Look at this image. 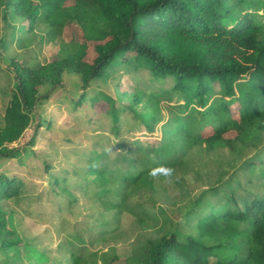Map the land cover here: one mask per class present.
<instances>
[{"label":"trees","instance_id":"1","mask_svg":"<svg viewBox=\"0 0 264 264\" xmlns=\"http://www.w3.org/2000/svg\"><path fill=\"white\" fill-rule=\"evenodd\" d=\"M14 2L16 17L27 22V35H34L43 20L62 22L65 36L82 41L87 40L89 27L96 28L105 41L95 46L92 62L61 58L37 67L15 60L10 63L17 87L0 126V158H17L19 148L10 147L29 129L39 104L57 89H64L66 74L81 76L82 89H88L104 80L109 70L125 69L136 89L157 103L184 93L195 95L201 120L191 113L181 117L175 127L169 126L170 142L154 149L139 143L135 153L126 154L124 164H111L104 156L90 159L91 172L122 190L116 201L99 199L104 214L117 220L125 213L135 217L141 232L130 246L138 264H264V160L249 162L254 177L247 186L239 182L235 193L231 191L215 205L207 203L210 211L197 218L196 236L182 237L171 218L161 219L139 186L141 179L162 167L171 173L155 175L180 184L184 178L176 179V172L187 166L194 147H202L205 154L217 150L234 154L264 133V16L260 15L264 0ZM3 16L7 21L8 14ZM145 75L153 90L141 85ZM124 97L131 99L126 109L149 122L157 119L152 113L137 111L141 99L136 94L126 92ZM85 98L72 103L80 105ZM236 104L239 118L232 112ZM206 128H212L213 134L204 136ZM230 132L236 135L230 137ZM133 170L137 172L134 178L130 175ZM24 187L17 178L1 173L0 204L4 199L26 198ZM147 231L156 236L148 237ZM108 233L113 231L101 232V236ZM85 243L80 235L69 241L73 264L83 262ZM19 246L13 240L9 215L0 206V250L9 260L7 254ZM29 248L38 262L48 261L33 245ZM118 261L115 256L106 264Z\"/></svg>","mask_w":264,"mask_h":264},{"label":"rangeland","instance_id":"2","mask_svg":"<svg viewBox=\"0 0 264 264\" xmlns=\"http://www.w3.org/2000/svg\"><path fill=\"white\" fill-rule=\"evenodd\" d=\"M14 7V0H0V126L11 92L17 87L9 69L12 61L30 67L61 58L92 62L95 46L105 41L96 28L89 27L87 40L82 41L65 36L62 22L43 20L34 35H27V22L16 17ZM260 15L264 16L263 10ZM144 77L145 83L140 82L143 88L153 90ZM64 86L39 104L29 129L10 147L19 148L17 158H0V174L23 182L26 195L20 201H1L9 215L13 240L20 246L7 254L9 260L0 250V264H73L69 241L78 235L86 242L81 264H106L115 256H119L116 264H138L130 243L138 239L139 224L129 213L119 220L104 214L99 199L116 201L122 190L91 172L90 159L104 156L111 164H124L126 154L135 153L139 143L154 149L170 142L169 126L175 127L174 122L179 123L181 117L191 113L195 120H201V108L195 95L186 93L157 103L136 89L125 69L109 70L104 80L95 81L88 89H82L81 76L66 74ZM126 92L141 99L138 112L152 113L157 119L149 122L126 109L131 104V99L124 97ZM82 96L86 97L82 104L72 103ZM238 109V104L232 107L235 118H239ZM203 134L209 136L213 129L206 128ZM235 135L229 133L230 137ZM254 158L264 160V133L234 154L227 150L205 154L202 147H194L187 166L176 172V179L184 178L180 184L150 175L141 179L139 186L161 219L171 218L182 237L196 236L197 218L210 211L207 203L217 204L231 191H238L239 182L247 186L253 179L248 165ZM136 174L135 170L130 172L132 177ZM109 229L113 233L101 236ZM146 235L156 236L154 231ZM96 238L101 241L94 242ZM29 245L48 261L38 262Z\"/></svg>","mask_w":264,"mask_h":264},{"label":"clouds","instance_id":"3","mask_svg":"<svg viewBox=\"0 0 264 264\" xmlns=\"http://www.w3.org/2000/svg\"><path fill=\"white\" fill-rule=\"evenodd\" d=\"M157 172H162L165 174H170L171 173V169H167V168H159V169H155L153 170V175H155Z\"/></svg>","mask_w":264,"mask_h":264}]
</instances>
